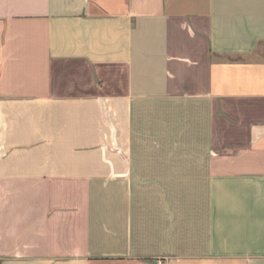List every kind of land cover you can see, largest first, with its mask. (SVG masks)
I'll return each mask as SVG.
<instances>
[{
	"label": "crops",
	"instance_id": "0c3cea01",
	"mask_svg": "<svg viewBox=\"0 0 264 264\" xmlns=\"http://www.w3.org/2000/svg\"><path fill=\"white\" fill-rule=\"evenodd\" d=\"M0 264H264V0H0Z\"/></svg>",
	"mask_w": 264,
	"mask_h": 264
},
{
	"label": "built area",
	"instance_id": "2783aa9c",
	"mask_svg": "<svg viewBox=\"0 0 264 264\" xmlns=\"http://www.w3.org/2000/svg\"><path fill=\"white\" fill-rule=\"evenodd\" d=\"M160 262V261H159Z\"/></svg>",
	"mask_w": 264,
	"mask_h": 264
}]
</instances>
